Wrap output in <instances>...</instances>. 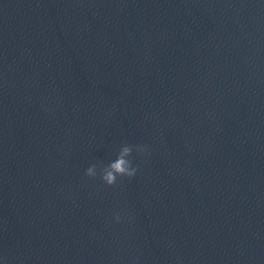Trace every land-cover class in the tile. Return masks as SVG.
<instances>
[{
  "label": "water",
  "instance_id": "1",
  "mask_svg": "<svg viewBox=\"0 0 264 264\" xmlns=\"http://www.w3.org/2000/svg\"><path fill=\"white\" fill-rule=\"evenodd\" d=\"M0 264H264V0H0Z\"/></svg>",
  "mask_w": 264,
  "mask_h": 264
},
{
  "label": "clouds",
  "instance_id": "2",
  "mask_svg": "<svg viewBox=\"0 0 264 264\" xmlns=\"http://www.w3.org/2000/svg\"><path fill=\"white\" fill-rule=\"evenodd\" d=\"M135 152L138 156H145L149 152V147L144 144L129 145L127 143L120 146L116 157L108 164L97 168L96 165L88 167L84 175L88 179L94 180L99 176L101 183L107 187L112 188L116 186L118 178L132 179L138 172V167L134 166L132 154ZM124 217L117 214L113 217L114 223H121Z\"/></svg>",
  "mask_w": 264,
  "mask_h": 264
}]
</instances>
